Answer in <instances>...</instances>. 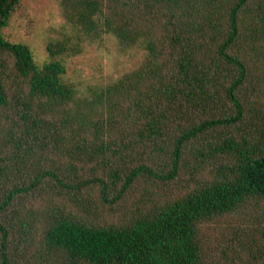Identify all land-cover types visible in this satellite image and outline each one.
<instances>
[{
	"label": "trees",
	"instance_id": "1",
	"mask_svg": "<svg viewBox=\"0 0 264 264\" xmlns=\"http://www.w3.org/2000/svg\"><path fill=\"white\" fill-rule=\"evenodd\" d=\"M0 264H264V0H60L39 64L3 32ZM144 56L80 93L58 58Z\"/></svg>",
	"mask_w": 264,
	"mask_h": 264
},
{
	"label": "rangeland",
	"instance_id": "2",
	"mask_svg": "<svg viewBox=\"0 0 264 264\" xmlns=\"http://www.w3.org/2000/svg\"><path fill=\"white\" fill-rule=\"evenodd\" d=\"M5 37L27 44L39 64L50 59L52 42L64 40L72 28L62 13L60 0H19L7 25ZM144 56L141 48H123L117 37L108 34L94 42H84L79 53L65 52L58 58L65 66L63 78L82 94L116 80L136 68Z\"/></svg>",
	"mask_w": 264,
	"mask_h": 264
}]
</instances>
